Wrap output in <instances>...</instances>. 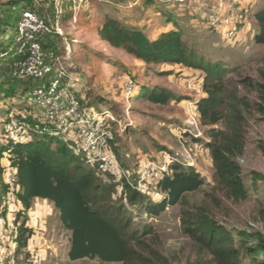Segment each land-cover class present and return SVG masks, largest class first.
Wrapping results in <instances>:
<instances>
[{
    "label": "rangeland",
    "instance_id": "1",
    "mask_svg": "<svg viewBox=\"0 0 264 264\" xmlns=\"http://www.w3.org/2000/svg\"><path fill=\"white\" fill-rule=\"evenodd\" d=\"M31 1L0 0V138L10 116L19 119L25 112H34L27 105L28 95L24 94L29 83L11 79L9 57L4 53L12 45L17 47L15 23L20 12L26 7L34 8L49 25L62 29L63 37L54 36L53 41H46L44 51L46 54L47 50L54 49L60 57L68 54L65 64L73 68L69 72L70 85L86 114L92 108L100 117L107 114L113 118L107 123L112 140L105 151L117 160L118 174L99 172L96 163L90 164L96 169L101 186L92 207L99 208L105 218L122 227L135 254L146 258L149 264H157V259L163 264H214L200 236L202 225L196 223L201 212L223 227L235 244L247 240L250 234L264 236V107L247 81L242 83L264 80V44L253 41L258 32L253 14L264 10V0L171 1L168 4L176 6L171 9L167 4L151 1L92 0L78 13L66 5L56 13L48 0ZM235 1L246 15L247 27L234 39L227 40L221 30L209 28L206 20L219 12L225 15ZM163 13L172 21L177 20L182 39L205 62L226 68V90L237 98L244 97L248 104L247 111L242 112L243 151L236 158L245 191V198L240 202L228 198L214 173L210 150L203 145L209 140L208 130L221 129L222 125H203L199 113L196 124H189L186 106L205 97L203 72L173 64L146 65L120 49L109 47L97 35V28L104 20L112 18L131 29L141 30L152 39L164 32L167 17ZM127 80L136 83L138 92L146 89L150 93L156 89L169 94L170 99L165 105L152 104L143 97L127 99L122 90ZM65 81L69 84L70 80ZM9 86L13 88V95L6 97L3 91ZM199 133L201 137H197ZM7 158L5 154L2 160L4 179L13 172ZM172 165L198 173L203 185L154 215L149 212L151 206L166 198L158 182L172 174ZM151 169L166 171L159 174V180H153L146 175ZM7 193L8 190L5 197ZM5 197L0 200V224L14 223L17 231L22 221L17 219L21 204L16 199L9 207ZM44 232V240H40L43 251H35V241L29 244L28 240L27 248L19 253H15L16 248L6 247L3 257L11 255L5 263L11 264L13 259V264H122L97 259L69 261L70 232L62 227L56 213L45 225ZM240 264L253 263L243 258Z\"/></svg>",
    "mask_w": 264,
    "mask_h": 264
},
{
    "label": "trees",
    "instance_id": "2",
    "mask_svg": "<svg viewBox=\"0 0 264 264\" xmlns=\"http://www.w3.org/2000/svg\"><path fill=\"white\" fill-rule=\"evenodd\" d=\"M146 1L167 4L169 9L176 7L175 4H168L169 0H144ZM66 6L70 7V4ZM24 10L35 12L34 8L29 7ZM24 10L20 12L15 23L16 35L17 24ZM38 13L36 14L42 18ZM166 15L167 13H163V16ZM166 17L164 32L159 33L156 39H151L141 30L131 29L112 18L104 20L97 28V35L109 47L120 49L146 65L173 64L203 72L202 90L205 97L196 103L200 120L205 126L221 124L223 127L209 129V140L204 141L203 145L210 150L214 173L226 190L228 198L233 202H240L245 198V191L239 178L236 158L243 151L242 112L247 111L248 104L244 97L237 98L226 90V68L217 63L205 62L204 58L182 39L177 20L174 22L169 16ZM253 17L258 26L253 41L258 45L264 44V10L255 12ZM52 38L46 36L41 42L44 54V45ZM15 50L12 45L4 52L9 57V72L13 80L16 79L11 76V67L18 59V56L14 55ZM49 54L57 55L54 49L47 50L45 55ZM72 69L70 68V72ZM16 81L29 83L28 92L24 93L26 96L35 85L31 80ZM246 81L257 94L260 105L264 107V80L256 83L245 80L242 83ZM132 82L136 87V83ZM3 92L6 97H11L12 86ZM73 93L75 95V92ZM135 96L160 105H165L170 99L169 94L157 92L156 89L150 93H147L146 89L139 92L136 90L133 98ZM27 105L32 107L34 112H25V115L19 118L27 124L26 134L12 136L5 124L0 138V200L8 190L4 183L5 167L2 164L4 155L8 154L7 161L13 170L11 176L15 179L17 189L16 198L22 207L17 218H22V221L17 227L15 253L27 248L32 230L26 226V214L32 201L41 199L53 204L60 224L70 232V247L67 253L69 261L97 259L104 263L149 264L146 258L134 253L122 227L105 218L99 208L92 207L101 190L96 179V169L91 168L83 153L71 140L56 134L54 128L44 122L40 110L35 105ZM80 105L86 111L81 101ZM11 119L10 116L8 121ZM170 169L172 174L164 176L158 182V188L166 193V198L151 206L149 212L154 215L163 211L165 206L177 203L182 195L195 192L203 185L202 178L193 170H182L174 165ZM197 218L196 223L202 225V242L204 241L205 249L212 255L214 264H240L243 258L253 264H264V236L250 234L247 240H239L235 244L231 235L205 214L201 212ZM156 263L163 264V261L157 259Z\"/></svg>",
    "mask_w": 264,
    "mask_h": 264
},
{
    "label": "built area",
    "instance_id": "3",
    "mask_svg": "<svg viewBox=\"0 0 264 264\" xmlns=\"http://www.w3.org/2000/svg\"><path fill=\"white\" fill-rule=\"evenodd\" d=\"M92 0H50L56 13L62 10L63 6L70 4L73 13L85 9ZM144 1V0H138ZM183 3L184 0H169ZM76 15L74 14L73 17ZM246 15L233 2L225 15L212 14L206 20L209 28L221 30L227 40H232L245 30ZM241 26V27H240ZM46 36L63 37L62 29L58 25L51 26L40 18L35 12L24 10L21 13L17 24V47L14 55L18 56L12 63L11 76L16 80H31L35 85L28 94L29 104L35 105L40 110V116L44 122L54 128V132L62 135L78 145L79 151L83 153L88 164L96 163L97 170L103 173L118 174V164L114 155L106 153L105 148L112 140L108 130V119L113 118L105 114L100 117L91 110L88 114L81 108L80 101L75 97L73 88L65 80H70L71 64H65L68 54L64 57L52 54L45 55L42 52L41 42ZM125 98H133L136 87L131 80L124 82L122 86ZM197 102H189L186 112L189 115V124L195 125L198 116ZM6 129L12 136H24L27 132V124L21 119H11ZM201 133L197 137H201ZM198 147V144L195 145ZM149 169V168H148ZM152 170V169H151ZM166 170H163L165 172ZM162 171L153 170L146 175L153 180H159ZM158 178V179H157ZM5 183L8 186V193L5 203L11 207L16 198L15 179L7 174ZM20 205V203L17 201ZM16 205V204H15ZM17 206V205H16ZM16 211L12 214L15 221ZM17 231L14 223L8 225L0 224V264H6L5 260L11 253L4 255L6 247L16 248ZM13 264V259H11Z\"/></svg>",
    "mask_w": 264,
    "mask_h": 264
},
{
    "label": "crops",
    "instance_id": "4",
    "mask_svg": "<svg viewBox=\"0 0 264 264\" xmlns=\"http://www.w3.org/2000/svg\"><path fill=\"white\" fill-rule=\"evenodd\" d=\"M254 15V14H253ZM152 39H156L153 37ZM53 204L41 199H34L32 201L31 208L27 212L28 221L26 226L32 230L31 238L29 239V244H33L35 241V246L33 249L35 251H43L44 247H42L41 241L44 240L46 233L44 232L45 225L48 224L52 220L54 215ZM41 233V237L39 238V234Z\"/></svg>",
    "mask_w": 264,
    "mask_h": 264
}]
</instances>
